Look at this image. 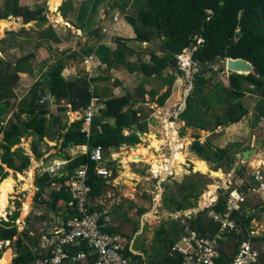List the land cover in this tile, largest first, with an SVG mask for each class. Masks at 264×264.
Instances as JSON below:
<instances>
[{
  "label": "trees",
  "instance_id": "trees-1",
  "mask_svg": "<svg viewBox=\"0 0 264 264\" xmlns=\"http://www.w3.org/2000/svg\"><path fill=\"white\" fill-rule=\"evenodd\" d=\"M9 1L0 19H7L9 16L21 17L26 24L36 20L47 21L46 18L40 16L42 9L31 11L28 7L20 6L19 0ZM65 5L66 2L61 7L64 17L68 15ZM126 20L133 26L136 37L129 40L119 38V46L114 52V57L105 58V61L108 66L114 64L124 66L131 73L141 71L146 76L139 85L137 93L139 96L145 98L150 95L159 106H165L173 94V87L177 80L175 73L180 76L184 74L178 56L184 54L187 49L196 48L193 50L192 62L194 66H201L202 70L209 69L210 65L221 60L244 59L252 63L255 73L232 72L228 86L222 81L212 83L213 76L209 78L202 76L201 73L196 74L193 90L186 100V108L179 115V120L186 123L185 127L214 132L220 127H229L241 122L250 113L242 100V94L247 92L261 96L256 109L258 118L264 117V0H146V5L141 8L138 15H128ZM48 32L46 38H55L59 41L55 29L50 28ZM157 39L161 41L159 52L163 53L162 56L152 53L150 62L142 60L140 64L128 61V55L136 54V49L129 46L128 41L150 43ZM199 39L202 41L199 42ZM92 53L93 48L84 50V55L89 56ZM32 57L19 59L15 65L0 60V135L2 137L0 182L8 177V169L18 171L23 165L22 172H24L30 168L28 164H31V156L26 154L24 148L17 147L24 137L36 134L38 140L42 142L45 138H49L53 131H58L57 134L64 138L63 147L69 144L89 145L91 150L87 154L73 159L66 156L69 162L62 173L46 172L37 176L36 185L39 190L36 200L47 194L49 199L44 200L42 204L46 205L49 211L58 213L61 209L58 207L59 203L67 204L72 199L65 185L66 181L82 166H89L92 198L103 195L108 180L95 174L96 164L91 161L93 149L103 146L109 153V150L116 145L139 144L140 137L137 134L125 135V130L136 129L147 133V123L146 120L140 118V110L135 108L139 101L135 100V95L128 93L121 97L107 98L106 108L101 110L102 116L107 121L101 125V129L97 128L93 122L90 135L82 132L83 118L73 122L65 132L63 131L67 125L62 127L63 130H56L57 124L54 120L50 121V102L44 101L48 94L55 97L57 102L62 100L68 102L73 111H84L90 105L93 96L107 97L104 96L107 93L101 91L99 84L101 81L110 79L90 77L88 73H85L74 80H69L64 76L66 62L60 58L44 76L46 88L40 89V83L36 84L27 107L19 108V111L4 124L2 115L12 107L11 100L16 99L15 87L20 81L18 74L28 72L25 64ZM168 69H171L172 73L165 75ZM210 69L213 70V68ZM151 77L162 80L163 87L167 86L168 89L161 95L159 89L148 90L147 84ZM244 82L250 86L245 88ZM116 83L121 85L118 81ZM192 149L204 161L222 163L217 168L218 170L223 168V162L227 159L226 150L215 147L209 141L202 143L197 139ZM32 151L38 160L42 158L43 154L37 142L33 145ZM232 161L233 159L225 162L228 172L233 167ZM113 172L111 179L118 176L115 166ZM54 184H59L60 188L51 189ZM207 184L204 182L203 185ZM177 186L178 194L170 191L164 196L165 208L170 212H176L195 207L203 193L198 180L191 178L189 183L177 184ZM47 189H50L49 192ZM226 197L227 194L220 195L217 205L213 207L215 211H225ZM235 217L239 219V224L245 230L255 215L239 218V214H235ZM9 218L10 221L1 220L0 222V242L12 243L19 235L18 254L14 257L12 264H30L41 255V237L33 238L19 232L16 225V221L20 218L19 211L10 215ZM194 227L204 235H214L218 230V225L211 221L205 212L198 215L194 221ZM109 231L116 232L113 228ZM182 233L183 228L177 221L165 222L157 231L162 256L159 259L147 261L150 264H180L183 260L182 255H172V250L180 240ZM25 237L28 238L27 244L23 243ZM32 247L37 249L33 250ZM80 250L89 251L87 246ZM134 256L143 258L142 255ZM231 260L232 257L223 252L222 263L227 264Z\"/></svg>",
  "mask_w": 264,
  "mask_h": 264
},
{
  "label": "rangeland",
  "instance_id": "rangeland-1",
  "mask_svg": "<svg viewBox=\"0 0 264 264\" xmlns=\"http://www.w3.org/2000/svg\"><path fill=\"white\" fill-rule=\"evenodd\" d=\"M54 1L55 0H19L20 6L28 7L31 11L42 9L43 11L40 16L47 19L45 22L36 20L26 24L23 18L14 16H9L7 19H0V60L15 65L19 59L33 56L31 60L25 64L28 72L18 74V76H20V81H18L17 86L15 87L16 99L11 100L12 107L7 113L2 115L4 124L7 123L8 119L11 118L14 113L19 111V108L27 107V104L30 102L32 96L33 87L36 84L40 83V89L46 88L44 76L49 71L51 64L59 58L66 60L68 55L71 56L76 53V60H78L81 57H78V55H82L84 50H87L90 47L95 50V45H98L99 43L104 44V46L106 45L108 48H112V52L107 54L108 56L106 59L113 58L114 52L119 46V38L129 40L136 37V35L131 37V35L127 33L118 34L115 32V34H113L110 31L104 33L106 32L105 30L102 32L101 29L103 27L101 29L98 28L97 25H99L100 21L97 20L95 17L96 15L94 14H98L100 12L98 14L100 17H106L107 20L109 18H112L113 20L120 19L126 24L128 23L126 16H137L141 8L146 5V0H58L60 1V5L56 11H53L52 8L54 6ZM8 2L10 1L0 0V17L5 13L6 4ZM65 2V6L68 10V15L66 17H64L61 12V7ZM92 11H94V14L91 13ZM64 19L66 21H64ZM75 19L80 21V24L86 33L84 31L79 32L77 26L79 22H75ZM3 20L8 21L7 26L1 25ZM70 20L74 21L76 26L72 27L74 23ZM50 28L55 29L56 32L60 34L59 38H62L61 41L58 42L55 38L52 40L48 37L46 38ZM84 35H89V37H84ZM201 41L202 40L199 39V42ZM127 43L129 46L136 49V54L127 56L128 61L132 63L140 64L142 60L150 62L152 53H157L160 56L163 55V53L159 52V47L161 45V41L159 39L153 40L150 43H139L136 41H128ZM103 48L108 50L106 47H101L100 52H93L96 54V57L98 56L97 58H103V54L101 53L104 52ZM187 50L186 55L189 57L186 56V58L183 59L184 64L183 62L180 63V66L184 69V74L180 76L175 73L177 80L173 87V94L163 107L159 106L157 101L152 99L150 95L142 98L137 94L139 92V85L141 81L146 78L141 71H138L137 73H130L127 68L118 65V69L122 71L120 76L121 79L116 76V73H113V75L111 72L104 73L101 71L100 74L98 73L100 76L103 75L104 78H110L107 81L104 80L100 82L99 85L102 92L112 90L115 94L116 92L122 95L132 93L135 95V100L139 101L135 108L140 110V118L142 120H146L148 132L144 137L140 136L139 133L137 134L141 141L137 145L146 147L149 149L150 156L152 154L156 155L159 160H165V165H170L172 159L171 156H173V139H171V137L175 131L177 133L175 135V147L176 149H180L186 157V163L181 165L180 170L177 167H171L170 171L172 170L174 173L173 175H170L169 178H155L152 172L154 170V163L156 162L155 158L151 161V163L127 162L132 149L127 147L121 148L124 152V157L120 166L116 167L117 174L122 176L123 172L126 171L124 166L128 164L127 166L131 167L130 171H140V173L143 171L144 176L141 175L142 179H140V183L138 186H135L134 193L137 202L135 205L136 207H131V205L135 203H131V200H129L128 197L122 198L123 204L126 202L124 211L119 210L120 207L117 205L112 206L113 211L115 212L113 216L114 222L119 224V229L122 234L130 236V238L134 239V243L139 248V252L143 254L142 256L147 260H156L162 256L157 231L165 222H169L170 220V211L165 208L164 196L170 191L178 194L179 190L177 184L189 183L192 178V180H198L201 186L200 190H203L197 205L201 203V200L204 201V199H207V193L209 192H215L220 197V195L225 193L227 189V182L229 180V172L227 171V164H225V162H229L233 159V169L235 167V160L238 159L239 154H242L244 151L251 148H255L258 140L264 141V120L261 119L262 117L258 118L256 109L261 96L251 94L249 92L242 94V100L250 110V113L237 124H233L229 127H220L212 132L186 128V123L179 120L180 113L186 108L187 97L193 90L196 74L201 73L202 76L205 75L209 78L213 76L214 80L212 83L222 81L228 86L229 76L232 73V70L229 69L228 60H221L218 63L210 65V68H213V70L210 68L202 70L201 66H194L191 58L193 50ZM76 60H69V62L71 61V63H75L77 62ZM96 61L97 60L94 55L88 56L86 61L84 60V63H82V66L79 65V67H77L79 68L78 71L82 69L81 67L87 71H96L98 66L97 64L94 65ZM75 65L76 64H72V67H75ZM106 65L107 63H104L103 65L105 69H107ZM77 68L76 70L75 68H71L68 71L66 70L64 72L65 76L67 78L72 77L71 79H73L74 75L77 73ZM170 71L171 69H168L165 72V75H167ZM236 73L246 74L245 72L240 71ZM96 75L97 74L94 76ZM117 81L121 83L120 86L116 83ZM243 85L245 88L250 86L247 82H244ZM147 88L159 89L160 95L168 89L167 86L163 87L162 80L156 79L155 77L149 78ZM45 100L52 104L56 101L55 97L49 94L44 98V101ZM68 104V102H66V104H61V106H59L60 109L53 107V105L51 106L52 110L56 112H64L68 109ZM79 112H81L82 115L78 116L76 112L75 116H73L75 120L83 117L84 111ZM218 112L221 113V111ZM53 120V116L50 117V121L52 122ZM135 130H129L130 132L126 134L128 136L130 134H135ZM182 133H184V135H182ZM149 134H154L157 139L163 141V144L160 145L159 148H152V138ZM50 137L51 138H45V140L41 142L38 140V136L34 134L30 137H24L22 139V143L17 146L24 148L26 154H29L32 158L31 164H28V166H30L29 173L32 178L34 177L35 169L38 171L44 167L46 168L50 164V161H46L44 163V159L47 154H54V151L51 152L50 150L53 149L54 146V142L51 140L52 136ZM1 138L2 137L0 135V143ZM197 139H199L202 143L209 141L215 147L226 150L227 159L223 162V168L219 170L217 169L222 165V163L219 164L206 161L209 166V172L204 173L196 170V164L193 159L195 160L201 158L193 151L192 145ZM35 142H37L40 146V152L44 157L40 160L36 158V155L32 151V147ZM259 149H261L260 151H264V146ZM43 164L45 165L42 167ZM23 168L24 166L21 165L20 170L18 171L8 169V177H12L13 180H15V187H13L15 190H13V193L9 195L8 207L6 208L5 216L0 217V222L1 220L10 221V215H14L19 211L20 218L18 220L21 224L16 221L19 232L23 235L27 234L32 236L33 238L41 237L40 242L43 244V237L41 234L50 232L49 230L52 228L51 224L55 221L57 216L48 211L46 206L42 204L44 200H48V195L36 200L37 191L35 192L32 186L31 188L28 185L23 186L20 181L21 177H18L16 174L19 173L21 175ZM215 172L221 173V176L214 175L213 173ZM25 175H27V173ZM199 179L201 180L199 181ZM204 182L208 184L204 186ZM120 186L121 185L111 186L113 191L116 192V195L112 194V197L122 195V191L119 190ZM25 188H27L28 191L23 192V190H26ZM214 189L215 191H213ZM106 190H108V188H106ZM96 199L97 198L92 200L93 204H99ZM103 201L106 206L111 205L110 199L106 198L105 200L103 199ZM159 202L162 204V207L157 210L154 206ZM27 203L30 205L28 213L25 212ZM19 237L20 236L18 235L15 238V241L10 243V245L0 242V258L4 257L5 253L10 250V252H12V257H10L11 259H9L8 263L11 262V260L18 254ZM27 239L28 238L26 237L23 239L24 244H27ZM32 249L34 250L35 248L32 247Z\"/></svg>",
  "mask_w": 264,
  "mask_h": 264
},
{
  "label": "built area",
  "instance_id": "built-area-1",
  "mask_svg": "<svg viewBox=\"0 0 264 264\" xmlns=\"http://www.w3.org/2000/svg\"><path fill=\"white\" fill-rule=\"evenodd\" d=\"M185 55L178 56L181 63ZM106 101L103 97L93 96L80 118L84 119L82 132L90 135L94 117L106 108ZM260 150L249 160H244L243 153L235 160L224 193L227 194L225 211L213 209L219 195L209 192L207 199L201 200L199 205L169 213V219L177 221L183 228L182 236L172 250V255H182L180 264H225L221 261L223 252L232 257L227 264H264V151ZM260 160L263 163L255 165ZM91 161L96 164L97 176L111 180L113 168L123 162V155L115 148L107 153L103 146H98L92 151ZM165 166L166 169L157 173L153 170L154 176L169 178L173 175L168 164ZM61 167L62 164L55 162L46 172L56 174ZM89 179V166L85 165L66 181L72 199L63 216H57L51 222L50 232L43 234L46 251L30 264H150L145 258L134 256L140 254L134 248L133 238L109 231L116 227L111 219L112 206L123 203L121 196L111 195V205L98 207L92 203ZM202 212L218 225L214 235H204L194 227V221ZM235 214H239V218L253 214L255 217L244 230ZM17 222L21 224L19 220ZM2 243L10 245L9 241ZM84 246L89 251L80 250Z\"/></svg>",
  "mask_w": 264,
  "mask_h": 264
},
{
  "label": "crops",
  "instance_id": "crops-1",
  "mask_svg": "<svg viewBox=\"0 0 264 264\" xmlns=\"http://www.w3.org/2000/svg\"><path fill=\"white\" fill-rule=\"evenodd\" d=\"M53 1V0H52ZM56 1V0H55ZM54 1V2H55ZM62 1V0H61ZM95 11V10H94ZM94 11H92L91 13H93ZM100 13V12H99ZM98 13V14H99ZM94 14V13H93ZM92 14V15H93ZM98 14H94V15H96L95 17L97 18V20H99L100 21V23H99V25H97L98 26V28L99 29H101L102 27V32L105 30L106 32H104V33H107L108 31H110V32H112L113 34H115V32H117L118 34L120 33H127V34H129V35H131V37H133V35H136V33H134V28H132V26L129 24V23H124L122 20H120V19H112V18H109L108 20L106 19V17L104 18L103 16H98ZM115 18V17H114ZM117 18V17H116ZM71 21V20H70ZM77 21V23L79 22V24H77V26H78V29H79V32H83L84 31V29H83V27L81 26V24H80V21L79 20H76L75 19V22ZM71 22H73L74 23V25L76 26V24H75V22L74 21H71ZM73 25V24H72ZM107 30H106V29ZM85 33H86V31H84ZM101 32V33H102ZM58 33V32H57ZM100 33V32H99ZM58 36L60 37V34L58 33ZM58 37V38H59ZM84 37H89V35H84ZM61 39L62 38H59V41H61ZM50 40H52V39H50ZM58 41V42H59ZM101 42V41H100ZM96 47H95V50L93 49V52L94 51H99L100 52V49H101V47H106V48H108L106 45L104 46V44H101V43H99L98 45H95ZM91 48V47H90ZM112 48L111 47H109L108 48V50H105L104 48H103V50H104V52H101L102 54H103V58H97L96 57V54L95 53H92L93 55H94V57H95V59L97 60L96 62H95V64L94 65H98L97 66V70L96 71H87L86 69H84L83 67H81L82 69H84V70H82V69H80V71H78V69L79 68H77V67H79V65L80 66H82V63H84V60L86 61V58L88 57V55H84V52H82V55H78V57L79 56H81L78 60H76V56H77V54L76 53H74V55H68V57L66 58V60H65V62H66V69H65V71L67 70H70L71 68H75V70H76V68H77V73L74 75V78L73 79H71L72 77H70V78H67L66 76H65V74H64V76L67 78V79H69V80H74V79H76L78 76H80L81 74H89V76L90 77H100V78H104L103 77V75L102 76H100V75H98V73L100 74V72L101 71H103L104 73H108V72H111L112 73V75H113V73H116V76L118 77V78H120V76H121V74H122V71H120L118 68H119V66L118 65H112V66H108V65H106L107 66V69H105L104 68V63H107L105 60V58L108 56L107 54L108 53H111L112 52V50H111ZM73 50H75V49H73ZM76 51V50H75ZM92 54H90L89 56H93ZM63 56H65V55H63ZM52 59V58H51ZM60 59V58H59ZM74 59L77 61V62H73V63H71V61H74ZM69 60H71L70 62H69ZM57 61V60H56ZM55 61V62H56ZM55 62H53L52 64H51V66L55 63ZM98 62V63H97ZM104 62V63H103ZM48 63H49V61H48ZM72 64H76L75 65V67H72ZM99 67V68H98ZM101 67V68H100ZM102 68H104V69H102ZM95 69H96V66H95ZM64 71V72H65ZM130 72V71H129ZM25 73H27V72H25ZM131 73V72H130ZM135 73H137V72H135ZM95 74H97L96 76H94ZM121 79V78H120ZM148 89V88H147ZM153 89V88H152ZM148 90H151V89H148ZM110 91V92H109ZM103 93H107L106 95H104V96H107V97H105V99H107V98H112V97H121V96H123L122 94H119L118 92H116V94H115V92L113 93V91L112 90H108L107 92H103ZM49 95H51V94H49ZM104 98V97H103ZM56 100V99H55ZM56 105H55V104ZM54 103L52 104V103H50V110H51V117L53 116V119H54V121H55V123L57 124V126H56V130L58 129H62L63 130V126H65V125H67V128L66 129H64V131L63 132H65V131H67V129L70 127V125L73 123V122H75L76 120H75V118H73V116H75V114H76V112L77 111H73L72 110V108H71V105L70 104H68V109L66 110V111H64V112H56V111H54V110H52V106L51 105H53V107H56L57 109H60V107L59 106H61V104H66V101H64V100H62L61 102H57V101H54ZM77 115L79 116V115H82V113L81 112H77ZM107 121V119L106 118H104L103 116H102V114H101V112L100 113H97L96 115H95V117H94V120H93V122L95 123V125H97L96 127L97 128H99V129H101V125L104 123V122H106ZM111 123H113V121H111ZM95 125H93V126H95ZM90 128H92V125H91V127ZM57 132L58 131H53L52 133H51V136H52V142H54L53 144H54V146H53V149H50L51 150V152L52 151H54V154H52V153H50V154H47L46 156H45V159H44V163L46 162V161H50V164L47 166L48 168H50L55 162L56 163H58V164H62V167L60 168V170L57 172V173H62L63 171H65V169H66V166H67V164H68V159L66 158V156H70L72 159L73 158H76V157H78V156H81V155H83V154H87L90 150H91V148H90V146L89 145H81V146H76V145H74V144H69V146H67V147H63V142H64V138L62 137L61 138V136H60V134H57ZM128 132H130L129 130H125V135H127L126 133H128ZM49 138H51V137H49ZM124 146L123 147H127V148H130V149H132L131 147H133L132 145H128V144H123ZM137 145V144H136ZM57 147V148H56ZM123 147H120V151H121V153H122V155H124V152L121 150V148H123ZM113 148H115V147H113ZM113 148H111V150L113 149ZM57 149H58V151H57ZM155 149V148H154ZM132 151V150H131ZM130 154H131V152H130ZM43 157V156H42ZM124 157V156H123ZM44 158V157H43ZM154 158H152V160H153ZM40 160V159H39ZM151 160V161H152ZM151 161H149L150 163H151ZM157 161V160H156ZM127 162H129V161H127ZM141 162H143V161H141ZM156 163V162H155ZM154 163V164H155ZM52 164V165H51ZM121 164V163H120ZM120 164L118 165V167L120 166ZM130 164V163H129ZM45 164H43L42 165V167L44 166ZM128 164H126L125 166H124V169L126 170L125 172H123V175L121 176H117L116 178H114V179H111V180H108L107 181V185H106V187H105V190H104V193H103V195L101 196V197H97V202L99 203L98 204V207H102L103 205H104V201H103V199L105 200L106 198H108V199H110L109 197L112 195V194H115L116 192L115 191H113V189L111 188V186H117V185H121L120 186V189L119 190H121L122 191V195H121V198H123V197H128V199L129 200H131V203H135V204H132L131 205V203H130V205H131V207H133V206H135L136 205V199H135V186H138V184L140 183V179H142V177H141V175L142 176H144L143 175V171H141V173H140V171H138V172H133V171H130L131 170V167L130 166H127ZM47 167L45 168H43V169H40V170H38V171H36V169L34 170V177L32 178L31 177V174L29 173V169H27L28 171H24V172H22L21 173V175L19 174V173H16L17 175H18V177H21V182H22V184H23V186H27V185H29V187L31 188V186L33 187V190H35V192L37 191V193H38V190H39V188L37 187V185H36V179H37V176H41V175H43V174H45L46 173V169H47ZM154 167H155V165H154ZM42 170V171H41ZM154 171L157 173V172H159L158 170H157V168H154ZM27 173V175H25ZM56 173V174H57ZM145 173V172H144ZM22 174H23V176H22ZM131 174V175H130ZM154 176V175H153ZM155 178H165L166 179V177H156V176H154ZM12 178V177H11ZM13 179V178H12ZM13 181H15V180H13ZM131 182V183H130ZM1 183V182H0ZM124 185H126V186H124ZM13 187H15V186H13ZM29 188V189H30ZM60 188V185L59 184H54L53 186H52V188L51 189H59ZM106 188H108V190H106ZM26 190H23V192H26V191H28V189L27 188H25ZM49 190L50 189H47V192H49ZM30 191V190H29ZM31 192V191H30ZM34 192V191H33ZM34 192V193H35ZM47 195V194H46ZM116 195V194H115ZM124 195V196H123ZM37 196V195H36ZM45 196V195H44ZM49 199V198H48ZM133 201H135V202H133ZM97 205V204H96ZM125 205H126V202L123 204H121V206H118V207H120L119 208V210H121V211H124V208H125ZM46 206V205H45ZM59 208H61L60 209V211L58 212V213H54V212H52V211H50L51 213H53V214H55L56 216H63V214H64V212H65V209H66V207H67V204L65 203V202H61V203H59V206H58ZM136 207V206H135ZM157 210L160 208V207H162V204L159 202V203H156L155 204V206H154ZM46 209H48L47 208V206H46ZM48 211H49V209H48ZM6 212V211H5ZM157 212H159V211H157ZM28 213V212H27ZM114 214H115V212L113 211L112 212V216H111V219L113 220V224L116 226L115 227V230H116V232H120L121 233V231H120V229H119V224L118 223H116V222H114ZM157 214H159V213H157ZM42 235V237L44 236L43 234H41ZM44 240L42 241V243L43 244H41L40 245V253H42V251L43 252H45L46 251V249H44ZM35 248V247H34ZM134 248H135V250L137 251V253L138 254H140V255H143V254H141L140 252H139V248L137 247V245H135L134 246ZM35 249H37V248H35ZM144 258V257H143ZM14 259V258H13ZM13 259L11 260V263H12V261H13ZM147 260V259H146Z\"/></svg>",
  "mask_w": 264,
  "mask_h": 264
},
{
  "label": "bare ground",
  "instance_id": "bare-ground-1",
  "mask_svg": "<svg viewBox=\"0 0 264 264\" xmlns=\"http://www.w3.org/2000/svg\"><path fill=\"white\" fill-rule=\"evenodd\" d=\"M59 5H60V1L56 0L54 2V6L52 8L53 11H56ZM64 21H66V20L64 19ZM1 25L7 26L8 21L3 20L1 22ZM74 26L75 25H73L72 27H74ZM176 134L177 133L174 131L172 134V137H171V139H173V143H172L173 156H171L172 157L171 164L169 163L170 165H168V169H170L171 167H177L180 170L181 165H184L186 163V157L183 154V152H181L180 149H176V147H175L174 142H175V135ZM149 135H151V134H149ZM151 138H152L151 142L153 144L152 148L153 147L159 148V146L163 144V141H160L159 139H157L154 134L151 135ZM152 158H155L157 160L156 163L154 164L155 165L154 168H157L158 171L167 168L164 164L165 160H159L157 158V156L153 155V154L150 156L149 149H147L146 147H143L142 145H137L136 147L132 148V151H131V154L129 155L128 160H129V162H141V161L149 162L152 160ZM193 161H195L196 168L199 171L204 172V173L209 172V166H208L206 161L201 160V159H195V160L193 159ZM262 163H263V161L260 160V161L256 162L255 165H260ZM176 171H177V169H176ZM213 174L216 176H221V173L215 172ZM22 176H23V174H22ZM13 186H15V181H13V179L11 177H7L6 179H4L0 183V217L5 216V211H6V208L8 207L9 195L13 193V190H15V188H13ZM213 191H215V189ZM29 209H30V205L27 203L26 207H25V212L27 213L29 211ZM10 257H12V252H10V250H9L5 253L4 257L0 258V264H7L9 259H11Z\"/></svg>",
  "mask_w": 264,
  "mask_h": 264
},
{
  "label": "water",
  "instance_id": "water-1",
  "mask_svg": "<svg viewBox=\"0 0 264 264\" xmlns=\"http://www.w3.org/2000/svg\"><path fill=\"white\" fill-rule=\"evenodd\" d=\"M229 69L232 70V72H245L246 74H253L255 73L254 67L251 62H248L244 59H229ZM135 134H140V136L144 137L146 136L145 132L135 130ZM124 145L115 146V149L119 150L120 147H123ZM137 145H133V148L136 147ZM264 146V141L263 140H258L257 145L255 148H251L249 150H246L243 152L244 160H249L250 157L254 156L255 153L258 152L259 148ZM1 159V157H0ZM11 263V262H9ZM8 263V264H9Z\"/></svg>",
  "mask_w": 264,
  "mask_h": 264
},
{
  "label": "clouds",
  "instance_id": "clouds-1",
  "mask_svg": "<svg viewBox=\"0 0 264 264\" xmlns=\"http://www.w3.org/2000/svg\"><path fill=\"white\" fill-rule=\"evenodd\" d=\"M188 50H190V49H188ZM184 54H187V52L185 51V53ZM185 57H186V55H185ZM192 58V57H191ZM179 59V58H178ZM229 60V59H228ZM179 63H181V61L179 60ZM181 68H182V66H181ZM183 69V68H182ZM264 118V117H263ZM262 118V119H263Z\"/></svg>",
  "mask_w": 264,
  "mask_h": 264
}]
</instances>
